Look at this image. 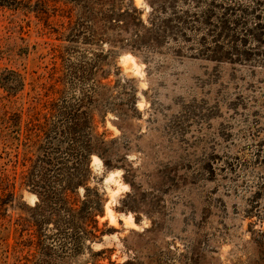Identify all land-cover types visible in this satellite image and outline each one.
<instances>
[{
    "label": "rangeland",
    "instance_id": "rangeland-1",
    "mask_svg": "<svg viewBox=\"0 0 264 264\" xmlns=\"http://www.w3.org/2000/svg\"><path fill=\"white\" fill-rule=\"evenodd\" d=\"M3 1L0 264H264V0Z\"/></svg>",
    "mask_w": 264,
    "mask_h": 264
},
{
    "label": "trees",
    "instance_id": "trees-1",
    "mask_svg": "<svg viewBox=\"0 0 264 264\" xmlns=\"http://www.w3.org/2000/svg\"><path fill=\"white\" fill-rule=\"evenodd\" d=\"M0 2H4L3 0H0ZM136 11V9L133 7V10H132V12L131 13H129L128 11H125V12H123V14H119V15H122V16H125L127 19H129V17L131 18V19H135L136 17L134 16V12ZM107 14H109V15H103V20H104V22H110V18H111V15H114L115 13H114V11L113 10H109V13H107ZM118 16V15H117ZM109 18V19H108ZM117 20V19H116ZM115 20V21H116ZM166 21H171V19H167ZM161 27H164L165 26V23H164V25L163 24H159ZM255 28H261V25L260 24H257V25H255ZM138 32V31H137ZM137 32H135V33H137ZM154 32H156V31H154ZM261 33H258L256 36L258 37L259 35H260ZM155 39H157V37H156V35L154 34V36H153ZM136 38L137 39H135V40H133V41H131V46H134V47H138L139 45H140V41H139V35H136ZM75 126H76V123H74L73 124V127L72 128H75ZM38 196H39V198H40V200L42 201L43 199H41V195H40V193H38ZM68 208V212H69V214H70V217H71V219L73 220V218L75 217V210L73 209V208H71L70 206L69 207H67ZM83 223V222H82ZM83 231H84V233L85 234H88V235H94L93 234V232L91 231V230H87L86 229V223L84 222L83 224Z\"/></svg>",
    "mask_w": 264,
    "mask_h": 264
},
{
    "label": "bare ground",
    "instance_id": "bare-ground-1",
    "mask_svg": "<svg viewBox=\"0 0 264 264\" xmlns=\"http://www.w3.org/2000/svg\"><path fill=\"white\" fill-rule=\"evenodd\" d=\"M122 58L124 59V61H125V60H126V61H131V62L134 64L135 69H137L138 66L135 64L134 58H133L130 54H125V55H123ZM93 161H95L96 163H97V162H98V163L101 162L100 159H99L97 156H93ZM118 190H119V187H118L116 190H112V191H111V200L114 199V197H115L116 193L118 192ZM105 210H106L107 215L109 216L110 221H111V222H115V217H114L113 211H112V209L109 207L108 204H106V206H105ZM122 218H123V220L125 221V223H126L127 225H130V226H136V224H135L134 221H133V217H132V215H130V214L123 215Z\"/></svg>",
    "mask_w": 264,
    "mask_h": 264
}]
</instances>
